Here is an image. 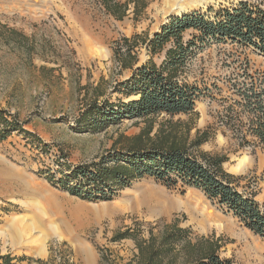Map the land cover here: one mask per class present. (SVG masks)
<instances>
[{
  "label": "rangeland",
  "instance_id": "obj_1",
  "mask_svg": "<svg viewBox=\"0 0 264 264\" xmlns=\"http://www.w3.org/2000/svg\"><path fill=\"white\" fill-rule=\"evenodd\" d=\"M160 2L145 0L146 7L136 10L127 5L128 0H0V111L16 116L23 129L40 141H28L26 135L14 132L0 142V233L7 238L0 237V257L9 256L15 264H37V260L46 264H109L106 260L125 264L137 253L135 243L129 238L112 242L115 234L130 230L147 239L149 233L158 235L165 226L175 224L189 231L192 242L201 237L217 241L220 260L264 264V239L196 189L181 193L144 177L132 181L110 201H86L50 182L51 177L56 182L62 172L88 166L106 152L123 147L125 138L136 136L145 127L140 120H124L97 132L78 123L92 103L102 106L127 101L114 87L126 81L131 71L119 69L114 51L124 38L151 37L176 17ZM240 2L264 11V0H204L201 5L186 3L181 15L231 8ZM123 5H127L124 12ZM190 33L185 34L186 39ZM134 53L137 66L148 60L143 46ZM242 53L250 62L249 74L264 75V57L251 49ZM233 54V45L211 46L191 61L188 83L205 86L210 94L196 102L198 117L189 137L209 127L212 137L200 151L225 156L223 169L245 177L238 191L250 193L253 188L254 200L264 211V151L252 145L242 147L238 134L219 124L220 115L237 99L240 88H233L229 81L240 71L231 63L235 58L229 55ZM161 60L162 56L154 58L156 64ZM168 121L185 123L189 118L152 119L150 136ZM241 131L246 134L247 127ZM148 188L190 206L193 214H207L216 226L203 230L183 207L164 215L153 211L144 202ZM101 203L108 206L94 208ZM22 257L32 262H20Z\"/></svg>",
  "mask_w": 264,
  "mask_h": 264
},
{
  "label": "trees",
  "instance_id": "obj_2",
  "mask_svg": "<svg viewBox=\"0 0 264 264\" xmlns=\"http://www.w3.org/2000/svg\"><path fill=\"white\" fill-rule=\"evenodd\" d=\"M129 4L136 10L146 7L145 0H128ZM127 5L122 6L123 12ZM188 32L191 33L186 39ZM225 44L234 46V54L229 57L234 56L231 63L237 64L236 71L241 72L234 73L229 81L233 82V88H240L235 93L237 99H233L220 115L219 124L237 133L242 147L252 145L264 151V75L249 74L250 62L242 57V51L247 49L264 57V11L240 2L231 8H208L204 13L194 11L172 17L151 37L124 38L114 51V60L119 69L130 70L131 75L126 81L117 83L114 90L127 101L118 100L116 105L106 102L102 106L92 103L78 124L97 132L124 120H140L145 127L136 136L125 138L123 147L106 152L88 166L62 172L61 179L56 182L51 177L50 182L86 201H110L132 181L144 177L181 193L193 188L264 239V211L254 200V189L250 193L239 192V183L245 177L233 176L223 169L227 158L200 151L212 137L209 127L196 130L193 138L189 137L192 122L198 117L196 102L210 91L205 86L199 88L196 83H188L187 70L203 50ZM138 46H143L148 60L137 66L134 50ZM160 56L162 60L156 64L154 58ZM180 115L187 116L189 122L168 121L150 136L152 119ZM242 127H247L244 135ZM14 132L40 144L34 135L23 129L16 116L0 111V142ZM136 234L126 230L112 238V242L127 238L134 241L137 253L125 264H231L216 256L220 248L217 241L201 237L192 242L189 231L175 224L165 226L158 235L149 233L147 239H140ZM0 260V264H15L9 256H2ZM22 260L32 262L25 257L20 262ZM36 263L46 264L39 260Z\"/></svg>",
  "mask_w": 264,
  "mask_h": 264
},
{
  "label": "bare ground",
  "instance_id": "obj_3",
  "mask_svg": "<svg viewBox=\"0 0 264 264\" xmlns=\"http://www.w3.org/2000/svg\"><path fill=\"white\" fill-rule=\"evenodd\" d=\"M189 2L194 3L193 5H201V3L204 2V0H161V2L159 4H160V6L163 7V9H168V10L174 12L176 14V17H179V16H181V13L185 10V9L182 8V6L185 5L186 3H189ZM155 7H157V6H155ZM242 163H243V159L239 160V162L237 164V167L239 169H241V164ZM19 189H18V191H19ZM157 191L158 190H155L153 188H148V192H147V194L145 196V200H144L145 203H148V204L151 205V209L153 211L162 213L164 215L166 213H170L171 211H173V210H175L177 208L183 207L184 210L188 213L190 219L194 223H196L197 226H199L200 228H202L203 230H205L206 228H210L213 225L216 226L214 223H212V219L209 218V216H207V214L206 215L205 214H201V215L193 214L191 212L192 209L190 208V206L184 205L183 203H180L177 200L170 199L165 194H163L161 192H157ZM93 206L97 210H99V209L102 210V209L106 208L108 206V204L107 203H101L100 205H93ZM16 232H18V230ZM14 233H15V231H14ZM20 234H22V233H20ZM23 234H25V232H23ZM0 237L1 238H6V236H4L1 233H0ZM15 238H16V236H15ZM11 240H12V243L14 244L15 239L14 238H11Z\"/></svg>",
  "mask_w": 264,
  "mask_h": 264
}]
</instances>
